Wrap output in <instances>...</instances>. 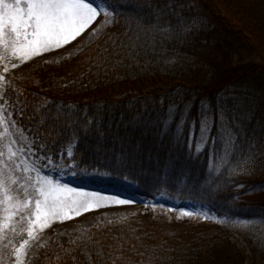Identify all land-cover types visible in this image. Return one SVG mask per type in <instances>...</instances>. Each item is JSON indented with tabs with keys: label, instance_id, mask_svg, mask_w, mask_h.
Segmentation results:
<instances>
[{
	"label": "trees",
	"instance_id": "16d2710c",
	"mask_svg": "<svg viewBox=\"0 0 264 264\" xmlns=\"http://www.w3.org/2000/svg\"><path fill=\"white\" fill-rule=\"evenodd\" d=\"M108 3L87 49L4 76L18 144L56 167L71 144V172L108 179L89 184L215 222L103 221L49 238L28 264H264V0ZM10 237L0 264L13 261Z\"/></svg>",
	"mask_w": 264,
	"mask_h": 264
},
{
	"label": "snow or ice",
	"instance_id": "6c2138e0",
	"mask_svg": "<svg viewBox=\"0 0 264 264\" xmlns=\"http://www.w3.org/2000/svg\"><path fill=\"white\" fill-rule=\"evenodd\" d=\"M114 12L108 0H0V61L25 62L45 52L65 47L82 36L98 17H110ZM3 124L4 119L0 117V126ZM198 125L203 139L210 131L207 118L200 120ZM195 128L196 124L193 125ZM6 137L5 128L4 133L0 134V141ZM228 143H231L230 135ZM22 152L23 149L13 150L8 147L6 163L2 159L4 152L0 151V206H3L4 213L0 219V241L6 238V230L16 233L18 226L20 232H26L28 236L19 247L13 246L15 264H25L29 241L37 238V230H43L55 221L63 222L108 206L106 202L109 200L119 205L131 203L130 200L82 191L59 180L54 181L43 175L40 169L30 166L26 160L23 161L24 172H34L35 176L27 175L21 182L14 172L20 167L15 158ZM58 155L68 158L66 162L69 168L80 167L79 163H74L75 154L71 144L66 152ZM45 159L53 163L52 157L46 155ZM173 210L168 209L169 212ZM181 211L184 216L201 215L197 210ZM14 217L19 219L14 222ZM204 218H208L206 214ZM8 243L11 244V240Z\"/></svg>",
	"mask_w": 264,
	"mask_h": 264
},
{
	"label": "rangeland",
	"instance_id": "374dc122",
	"mask_svg": "<svg viewBox=\"0 0 264 264\" xmlns=\"http://www.w3.org/2000/svg\"><path fill=\"white\" fill-rule=\"evenodd\" d=\"M107 21V22H106ZM110 23V17H105L101 15L97 18L95 23L77 40L72 41V43L68 44L65 47L59 48L55 51H48L42 55L35 56L25 62H21L18 60H14L11 63H7L5 61H0V76L4 78V75H8L10 73H19L21 78L26 76H31L32 71L45 63L47 64H57L58 62L63 61L66 58H69L76 53L85 50L89 47L91 43L95 41L97 37H99L106 28L107 25ZM95 31V34L93 32ZM239 58L242 59V56ZM13 64L16 66L14 67ZM5 66L7 67V71H5ZM3 79L0 80V91L3 89ZM1 95V93H0ZM1 99V96H0ZM0 117H3L4 124L0 126V134L4 133L5 128L7 129V137L0 141V151L4 152L3 160L7 163V152L8 147H11L13 150L23 149L22 153L17 154L16 164H19L20 167L15 169L14 175L20 178L21 182L27 175L35 176V173H25L24 172V163L23 161H27L30 166L38 168L41 170L43 175H47L52 178L54 181L59 180L61 183H66L69 187L77 188L82 191L87 192H98L103 196L107 197H116L117 199L122 200H130L131 203L119 205L113 203L111 200L107 201L108 206L100 207L97 210L85 212L83 215L77 216L73 219H66L61 221H55L50 224V226L44 228L43 230L36 231V239L29 241V246L26 250V256L24 257L25 264L29 263L30 254L32 249H37L42 247L43 245L47 244V239L50 237L54 240V242H59L61 235L69 234L72 231L77 230L78 228H90L94 226L96 223L103 222V221H113L124 219L129 216H133L136 214H143L147 213L152 215L155 218L166 217L168 219H172L175 216V219H198L202 222L212 223L215 222V219L207 214L201 213V215H194V216H184L182 215V211L178 210L177 208H173L171 206H164L160 201L159 203H142L136 199L116 196L107 193L106 190L103 192L91 190V184L89 181L97 180V178L101 180L107 181V177L104 175L97 176L96 174H88L85 175L84 173H76L73 174L72 168L69 166L61 164L60 167H56L53 163H49L48 160L45 161L40 157H34L33 152L29 149V144L26 142V137L21 138V144H25V148L21 147L18 144L16 139V134H19L14 129L12 122L10 121L9 117L6 115V106L0 103ZM207 136V135H206ZM11 141H15V143H11ZM206 141V137L204 139H200L198 143V148L204 146ZM11 167H15L14 165H10ZM172 208L173 211L169 212L168 209ZM204 214L207 215V219L204 218ZM3 206H0V219L3 218ZM19 217H14V222L18 220ZM26 226V225H25ZM248 229V228H245ZM262 229H264V224H262ZM12 239V244L15 247H19L24 240L28 239L27 233L20 232V227L18 226L17 232L15 233V237H10L9 240ZM13 251V249H12ZM13 261L11 264H15V255L12 254Z\"/></svg>",
	"mask_w": 264,
	"mask_h": 264
}]
</instances>
